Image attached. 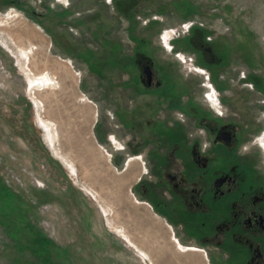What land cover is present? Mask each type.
I'll list each match as a JSON object with an SVG mask.
<instances>
[{
    "label": "rangeland",
    "instance_id": "374dc122",
    "mask_svg": "<svg viewBox=\"0 0 264 264\" xmlns=\"http://www.w3.org/2000/svg\"><path fill=\"white\" fill-rule=\"evenodd\" d=\"M138 59L264 184V0H0V264H226L139 191L159 154L156 125L124 111ZM180 122L175 148L215 140Z\"/></svg>",
    "mask_w": 264,
    "mask_h": 264
},
{
    "label": "flooded vegetation",
    "instance_id": "af4514ba",
    "mask_svg": "<svg viewBox=\"0 0 264 264\" xmlns=\"http://www.w3.org/2000/svg\"><path fill=\"white\" fill-rule=\"evenodd\" d=\"M138 60L134 79L130 73L129 81L125 80L124 97L128 101L124 111L129 115L140 110L141 121L156 125L157 131L151 134L158 137L155 145L159 154L149 164L155 180L145 183L146 189L138 188L139 191L158 202L168 195V207L174 206L173 215L169 214L172 222L178 219V208L181 218L191 216L184 221L197 228L193 238L198 245L223 252L226 264H264V184H256L246 165L237 157L233 159L236 145L227 128H218L217 124L211 129L212 122L217 123L219 118L212 119L189 99L173 97L172 87L161 81L153 63ZM176 119L180 123H202L200 129L205 134L210 129L215 140L208 146L199 145V139L192 143L183 140V145L175 148L172 137L177 134L183 138L188 132L183 127L173 130ZM185 146L189 148L188 161H178L175 156L186 153L180 150ZM229 156L231 160H227Z\"/></svg>",
    "mask_w": 264,
    "mask_h": 264
},
{
    "label": "bare ground",
    "instance_id": "6f19581e",
    "mask_svg": "<svg viewBox=\"0 0 264 264\" xmlns=\"http://www.w3.org/2000/svg\"><path fill=\"white\" fill-rule=\"evenodd\" d=\"M170 36V35H169ZM167 38V35L165 36V39H163L164 40V42H165V44H166V40H167V42L169 43V41L172 39V37L170 36L169 38L170 39H166ZM196 72H198V73H204L205 74V72L204 71H201V70H195ZM211 89V93H209V94H207V99H208V101L211 103V105L212 106H217V100H216V98H215V95H214V90H213V88H210ZM43 126V125H42ZM44 127V126H43Z\"/></svg>",
    "mask_w": 264,
    "mask_h": 264
}]
</instances>
